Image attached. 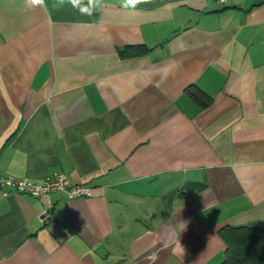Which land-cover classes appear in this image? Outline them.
<instances>
[{
	"label": "crops",
	"instance_id": "0c3cea01",
	"mask_svg": "<svg viewBox=\"0 0 264 264\" xmlns=\"http://www.w3.org/2000/svg\"><path fill=\"white\" fill-rule=\"evenodd\" d=\"M57 173L90 195L1 196L0 264H220L264 228V0H0V174Z\"/></svg>",
	"mask_w": 264,
	"mask_h": 264
},
{
	"label": "trees",
	"instance_id": "16d2710c",
	"mask_svg": "<svg viewBox=\"0 0 264 264\" xmlns=\"http://www.w3.org/2000/svg\"><path fill=\"white\" fill-rule=\"evenodd\" d=\"M143 52L145 49L142 47H124L118 51L123 57ZM197 92L201 96L197 93L194 96L200 104L208 105L210 97L201 91ZM203 96H207L206 100ZM220 234L226 243L225 257L220 264H264V228L247 225L227 226L220 229Z\"/></svg>",
	"mask_w": 264,
	"mask_h": 264
},
{
	"label": "built area",
	"instance_id": "2783aa9c",
	"mask_svg": "<svg viewBox=\"0 0 264 264\" xmlns=\"http://www.w3.org/2000/svg\"><path fill=\"white\" fill-rule=\"evenodd\" d=\"M11 190L38 198L51 192H59L67 199L90 195L89 187L83 184L70 183L69 178L64 173H57L42 182L0 174V197L8 195Z\"/></svg>",
	"mask_w": 264,
	"mask_h": 264
},
{
	"label": "clouds",
	"instance_id": "9594fccd",
	"mask_svg": "<svg viewBox=\"0 0 264 264\" xmlns=\"http://www.w3.org/2000/svg\"><path fill=\"white\" fill-rule=\"evenodd\" d=\"M67 2L71 3L73 7H80L82 13H87L88 15L92 14L93 7L99 4V0H89L88 7H81V0H67ZM143 2V0H123L124 8H132L134 9L137 4ZM26 3L31 5H43L44 0H26ZM65 0H58V4L63 5Z\"/></svg>",
	"mask_w": 264,
	"mask_h": 264
}]
</instances>
